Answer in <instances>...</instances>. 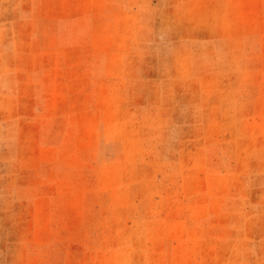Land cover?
I'll return each mask as SVG.
<instances>
[{
	"label": "rangeland",
	"instance_id": "1",
	"mask_svg": "<svg viewBox=\"0 0 264 264\" xmlns=\"http://www.w3.org/2000/svg\"><path fill=\"white\" fill-rule=\"evenodd\" d=\"M0 264H264V0H0Z\"/></svg>",
	"mask_w": 264,
	"mask_h": 264
}]
</instances>
